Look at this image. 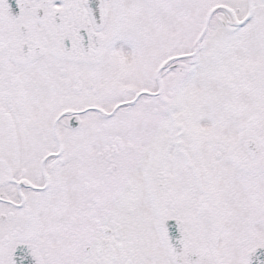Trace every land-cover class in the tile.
Returning a JSON list of instances; mask_svg holds the SVG:
<instances>
[{
  "label": "snow or ice",
  "instance_id": "snow-or-ice-1",
  "mask_svg": "<svg viewBox=\"0 0 264 264\" xmlns=\"http://www.w3.org/2000/svg\"><path fill=\"white\" fill-rule=\"evenodd\" d=\"M0 264H264V0H0Z\"/></svg>",
  "mask_w": 264,
  "mask_h": 264
}]
</instances>
